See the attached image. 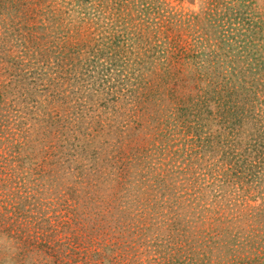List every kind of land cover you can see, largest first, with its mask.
I'll return each instance as SVG.
<instances>
[{
	"label": "rangeland",
	"instance_id": "374dc122",
	"mask_svg": "<svg viewBox=\"0 0 264 264\" xmlns=\"http://www.w3.org/2000/svg\"><path fill=\"white\" fill-rule=\"evenodd\" d=\"M0 264H264V0H0Z\"/></svg>",
	"mask_w": 264,
	"mask_h": 264
}]
</instances>
